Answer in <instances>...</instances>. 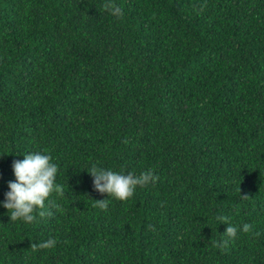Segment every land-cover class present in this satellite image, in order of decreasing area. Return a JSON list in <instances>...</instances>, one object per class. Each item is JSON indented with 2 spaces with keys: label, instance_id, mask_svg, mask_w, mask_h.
Returning <instances> with one entry per match:
<instances>
[{
  "label": "trees",
  "instance_id": "trees-1",
  "mask_svg": "<svg viewBox=\"0 0 264 264\" xmlns=\"http://www.w3.org/2000/svg\"><path fill=\"white\" fill-rule=\"evenodd\" d=\"M35 153L64 195L12 222ZM0 264H264V0H0Z\"/></svg>",
  "mask_w": 264,
  "mask_h": 264
},
{
  "label": "clouds",
  "instance_id": "clouds-1",
  "mask_svg": "<svg viewBox=\"0 0 264 264\" xmlns=\"http://www.w3.org/2000/svg\"><path fill=\"white\" fill-rule=\"evenodd\" d=\"M109 4H105L108 9ZM111 11L114 15H122L119 7L112 6ZM23 160H16L13 163V170L16 181L9 182L10 191L6 193V200L3 206L9 210L11 221L22 220L25 223L34 221L33 212L36 209H43L45 201L55 192L59 196L64 195L63 187L57 183L56 175L58 166L51 162L50 155L35 153L24 155ZM94 177V187L101 193H107L108 197H113L120 201H127L133 197L137 186H145L148 183L158 181L159 177L154 175L151 170L136 176L132 173L123 174L105 170L93 166L88 170ZM98 206L107 210L108 200H97ZM41 215L44 213L41 212ZM222 223L229 226L224 232L227 237L222 242H216L214 246L227 247L230 240L237 235V227L228 222L229 218L225 216L217 217ZM252 230L251 224H244L242 231L248 233ZM55 241L49 239L47 242H41L39 245L32 243L31 249L36 251L38 248H50L54 246Z\"/></svg>",
  "mask_w": 264,
  "mask_h": 264
}]
</instances>
